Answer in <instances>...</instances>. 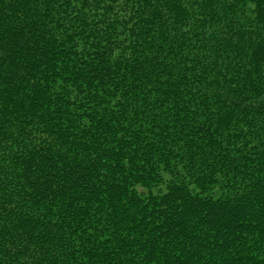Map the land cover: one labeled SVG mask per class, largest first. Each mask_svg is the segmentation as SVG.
I'll return each instance as SVG.
<instances>
[{"label": "trees", "instance_id": "obj_1", "mask_svg": "<svg viewBox=\"0 0 264 264\" xmlns=\"http://www.w3.org/2000/svg\"><path fill=\"white\" fill-rule=\"evenodd\" d=\"M0 264H264V0H0Z\"/></svg>", "mask_w": 264, "mask_h": 264}]
</instances>
